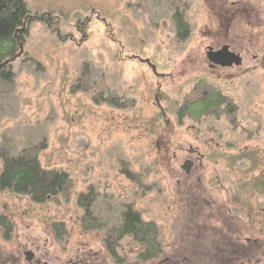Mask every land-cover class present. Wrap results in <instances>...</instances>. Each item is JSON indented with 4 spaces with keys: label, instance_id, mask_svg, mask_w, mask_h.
Returning <instances> with one entry per match:
<instances>
[{
    "label": "rangeland",
    "instance_id": "obj_1",
    "mask_svg": "<svg viewBox=\"0 0 264 264\" xmlns=\"http://www.w3.org/2000/svg\"><path fill=\"white\" fill-rule=\"evenodd\" d=\"M23 1L32 21L16 42L20 56L7 64L12 81L0 79V148L13 155L41 149V167L67 173L71 185L43 204L0 191L12 239L0 240L1 253L24 240L50 248L54 225L63 226L70 244L99 246L101 232L80 224L77 198L88 193L101 224H117L131 208L173 245L190 216L183 191H219L226 201L234 194L241 203L236 226L259 236L260 222L240 207L264 213V0H239L237 7L208 0ZM176 11L190 27L185 42L174 36ZM228 14L237 17L226 28ZM217 30L238 42L251 39L254 49H236L242 65L206 66V32ZM202 89L228 98L234 111L209 116L191 108L180 119ZM108 97L126 108L109 106ZM195 148L205 156L202 167L189 154ZM243 221L257 224L251 229Z\"/></svg>",
    "mask_w": 264,
    "mask_h": 264
},
{
    "label": "flooded vegetation",
    "instance_id": "obj_2",
    "mask_svg": "<svg viewBox=\"0 0 264 264\" xmlns=\"http://www.w3.org/2000/svg\"><path fill=\"white\" fill-rule=\"evenodd\" d=\"M208 1L217 2V4L225 1L231 2L230 5L232 7L242 4L239 0ZM236 17V14H228L227 18H223L226 21L225 23H227V27L226 25L225 27L228 28V23ZM223 28L224 26H222ZM225 31H222V33H219L218 30L213 33L206 32L209 39L205 44V49H207L205 57L208 63L206 66L212 71L218 69L226 70L242 65L243 57L240 51L236 49L255 48L250 38L238 42L242 38L228 39V36H225V33H227ZM221 49H227L229 53L239 58V65L232 64L223 67L211 62L209 57L212 54H217ZM213 59L220 60L218 55H213ZM221 61L223 60L221 59ZM201 92L199 100L206 98L209 91L202 89ZM197 150V148L190 150L189 154H194L197 164L202 167V160H204L205 156ZM191 166L192 162L187 161L185 168L188 179H192L190 176ZM198 177L196 179H198V184H200L201 177ZM207 179V182L212 181V178ZM189 187L191 188V186ZM214 193L218 194L216 195L218 198H220L219 194L224 195V193L219 191H214ZM214 193L204 189H198L197 191L186 189L183 191L186 198L185 204L189 207L190 216L181 228V235H179L180 238H178L177 245L164 242L159 233L157 236L158 246L153 247L147 246L145 240L131 234L121 235V237L117 234L112 237V235L117 233V226L120 224L118 222L110 226L102 224L100 230H93L101 232L99 246L95 248L83 243L70 244L67 239L57 238L56 236L50 239V248L44 246L45 241L39 245V243L24 240L13 244L15 251L0 252V264H264V221H262L264 220V213L259 215L255 208L240 207V209L244 210V213L250 212H247V214L250 217L252 215L254 221L258 220L260 222L258 228L262 231L258 234L259 236L253 237L252 234L236 226L237 218L240 221V217L236 215L237 208L235 206L236 204L241 205V203L237 201L235 195L233 194L230 197L232 199L229 198L226 201L223 198H220V200L215 199ZM189 203L191 206H189ZM230 204L233 206L232 208H230ZM241 223L246 224L251 229L253 223L257 224V222L251 221H243ZM143 224L156 226L153 222L143 221ZM4 233V230L0 228V240L5 245L12 239L8 234L9 232ZM258 243L259 246L257 248ZM251 246L255 248L251 250Z\"/></svg>",
    "mask_w": 264,
    "mask_h": 264
},
{
    "label": "trees",
    "instance_id": "obj_3",
    "mask_svg": "<svg viewBox=\"0 0 264 264\" xmlns=\"http://www.w3.org/2000/svg\"><path fill=\"white\" fill-rule=\"evenodd\" d=\"M31 21L32 18L25 1L0 0V64L16 56L18 52V43L16 42L17 40L23 42L28 35V25ZM172 21L175 28V38L178 42H185L191 31L189 25L186 24L184 14L176 11L172 14ZM0 79L7 83L12 81L9 66L0 68ZM84 80V77L79 80V83L82 82V86L86 85ZM103 102L109 106L126 108L121 102H116L110 97L104 99ZM229 102L228 98L220 93L209 91L206 98L195 100L189 104L185 103L181 108L179 117L182 119L184 114L191 113L192 109L198 110V113L209 114V116L213 112L214 114L219 113L222 109L225 110V113L227 110L233 112L234 110L230 107L231 102ZM40 151L41 149L37 147L29 146L21 149L17 155H13L9 150L0 148V191L25 196L32 203L43 204L68 190L71 185L68 174L63 171L43 169L38 160ZM77 199L79 207L84 210L80 219L82 229L84 231L100 230L102 224L92 215L93 198L90 193L81 194ZM119 223L117 233L112 237L117 234L120 237L131 234L145 240L147 246H158L157 227L143 224L138 211L131 208L125 209ZM0 228L5 233L11 231L9 220L2 215H0ZM53 228V232H57L55 236L62 238L61 236L64 235L63 226L54 225Z\"/></svg>",
    "mask_w": 264,
    "mask_h": 264
},
{
    "label": "water",
    "instance_id": "obj_4",
    "mask_svg": "<svg viewBox=\"0 0 264 264\" xmlns=\"http://www.w3.org/2000/svg\"><path fill=\"white\" fill-rule=\"evenodd\" d=\"M19 47H20V49H21L22 44H19ZM20 53H21V51H20L19 53H17V55H16L15 57H13L12 59H10V60H8V61H5V62H3L2 64H0V68H2V67H4V66H7V64H8L9 62L14 61L17 57L20 56ZM213 55H214V56H217V55H218L219 58H220V60H215V59H213ZM209 56H210V55H209ZM209 58H210L209 60H210L211 62L216 63V64H219V65H221V66H223V67H226V66H228V65L230 66V65H232V64L238 66L239 63H240V59H239V58H236V56H235L234 54L229 53L227 49H221V51H219L217 54H212V56H210ZM221 59H222L223 61H221Z\"/></svg>",
    "mask_w": 264,
    "mask_h": 264
}]
</instances>
